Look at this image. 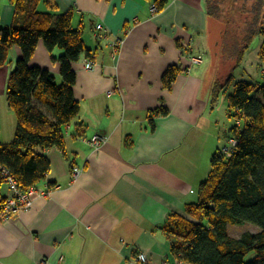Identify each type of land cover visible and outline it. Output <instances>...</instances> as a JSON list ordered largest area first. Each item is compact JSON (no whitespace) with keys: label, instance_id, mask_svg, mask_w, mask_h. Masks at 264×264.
I'll return each instance as SVG.
<instances>
[{"label":"crops","instance_id":"0c3cea01","mask_svg":"<svg viewBox=\"0 0 264 264\" xmlns=\"http://www.w3.org/2000/svg\"><path fill=\"white\" fill-rule=\"evenodd\" d=\"M54 2L60 13L73 11L93 57L74 64L80 114L66 129L64 151H42L51 170L35 187L33 207L0 221V264H184L162 228L171 214L185 216L187 205L199 201L212 158L225 146L212 104L220 55L212 51L207 0H170L157 13L147 0ZM40 10L50 11L45 2ZM0 23H23L9 0H0ZM21 55L15 47L11 63L0 68L3 144L15 138L6 90ZM196 56L203 62L191 65ZM88 59L96 64L91 71ZM31 64L61 83L60 65L43 41ZM173 65L184 72L167 90L163 76ZM162 107L170 113L156 116L153 129L149 115ZM95 135L108 138L98 150L86 142Z\"/></svg>","mask_w":264,"mask_h":264},{"label":"trees","instance_id":"16d2710c","mask_svg":"<svg viewBox=\"0 0 264 264\" xmlns=\"http://www.w3.org/2000/svg\"><path fill=\"white\" fill-rule=\"evenodd\" d=\"M162 12L170 0H147ZM15 19L22 25L0 23V68L11 63L15 47L22 55L7 80L8 106L17 117L15 138L0 143V213L7 201L2 189L4 171L9 172L24 191L46 180L51 163L42 152L65 150L66 129L80 114L74 96L77 74L74 64L83 56L92 58L83 29L73 26L74 13L58 12L54 0H9ZM45 2L50 11L40 10ZM207 16L220 22L223 51L236 60L225 82L212 89V104L233 89L228 97L231 117L237 125L229 138L237 146L230 155L220 148L212 158V171L199 189V201L186 207V215L168 217L163 231L171 242V252L184 264H264V78L241 80L236 71L244 66L257 37L263 39L259 60L264 63V0H207ZM43 41L62 77L47 69L32 66L38 44ZM55 49L62 54L54 55ZM222 59V57H221ZM184 72L180 65L170 66L163 85L171 90ZM168 108L150 113L152 128L156 116H167ZM253 224L259 233L230 235V226Z\"/></svg>","mask_w":264,"mask_h":264},{"label":"rangeland","instance_id":"374dc122","mask_svg":"<svg viewBox=\"0 0 264 264\" xmlns=\"http://www.w3.org/2000/svg\"><path fill=\"white\" fill-rule=\"evenodd\" d=\"M215 26L210 29V40L213 42V49L212 51H218L219 52V60H216V65L218 66L217 73H218V79L219 82L223 83L228 78L230 73L233 71L234 67L236 66V60L228 57V51H223V44H222V31L224 26L216 21ZM263 42V39L260 37H257L252 45V49L247 55L246 62L244 63V66L239 68L236 71L237 76H241L239 79H248L250 81L255 80H262L264 78V63L259 60L258 54H259V48ZM217 53V52H216ZM253 53H256L257 59L254 61L251 57ZM222 57V59H221ZM214 58H218L217 54L214 53ZM215 61V60H214ZM246 69V70H245ZM253 70V72L251 71ZM250 71L253 76L252 80L246 76V74ZM246 73V74H245ZM233 93V89H231L228 92H224L220 95L219 101L216 104V115L219 117V123H220V131L223 133L221 134V143L220 147L223 145L228 144V136L230 134V130L232 127L237 125L236 119L231 117L230 110L228 106V97L230 94ZM228 135V136H227ZM4 189L7 190L8 186L5 184ZM261 229L253 224H245L242 226H230L229 232L230 235L234 238H240L245 233L251 232V233H259Z\"/></svg>","mask_w":264,"mask_h":264},{"label":"built area","instance_id":"2783aa9c","mask_svg":"<svg viewBox=\"0 0 264 264\" xmlns=\"http://www.w3.org/2000/svg\"><path fill=\"white\" fill-rule=\"evenodd\" d=\"M152 12L157 13V9L154 6L152 8ZM97 29L102 30V25H98ZM114 48L116 51L117 47ZM202 62V56H196L190 59L191 65H199ZM95 66V62L88 59L85 64V69L91 71L95 68ZM107 140L108 138L103 135H95L86 142L91 144L95 150H98L107 142ZM236 146V140L234 138H229L228 144L222 148L223 154L230 155ZM76 172L79 171L76 170ZM4 176L6 178V185L8 186V195L3 211L0 213V221H8L13 215L30 210L34 205V196L36 193L35 188L30 189L29 191H24L9 172L4 171ZM139 259L141 263H145L147 261L145 254H141ZM41 264L45 263L42 262Z\"/></svg>","mask_w":264,"mask_h":264},{"label":"bare ground","instance_id":"6f19581e","mask_svg":"<svg viewBox=\"0 0 264 264\" xmlns=\"http://www.w3.org/2000/svg\"><path fill=\"white\" fill-rule=\"evenodd\" d=\"M251 57H252V59H253L254 61H256V59H257V55H256V53H253V54L251 55Z\"/></svg>","mask_w":264,"mask_h":264}]
</instances>
